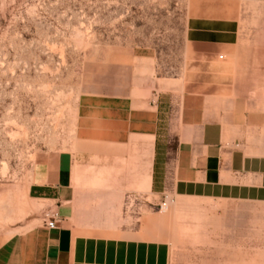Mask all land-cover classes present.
<instances>
[{"label": "rangeland", "instance_id": "obj_1", "mask_svg": "<svg viewBox=\"0 0 264 264\" xmlns=\"http://www.w3.org/2000/svg\"><path fill=\"white\" fill-rule=\"evenodd\" d=\"M233 64L239 80L250 75L258 85L245 92L244 111L263 112L264 0H0V241L41 224L49 205L29 214L26 201L35 165L62 155L72 165L112 163L115 155L71 152L81 115L117 110L137 95L169 96L175 110L184 93H200L208 120L227 122ZM262 134L250 130L246 143ZM69 192L66 227L93 226L71 183ZM120 196L122 232H139L142 205L154 209L144 226L171 217L167 229L151 224L140 234L167 244L169 264H264L262 203L184 199L169 189L148 202L132 190Z\"/></svg>", "mask_w": 264, "mask_h": 264}, {"label": "crops", "instance_id": "obj_2", "mask_svg": "<svg viewBox=\"0 0 264 264\" xmlns=\"http://www.w3.org/2000/svg\"><path fill=\"white\" fill-rule=\"evenodd\" d=\"M238 71L233 64L235 108L227 122L208 120V98L200 93H184L175 110L169 96L148 101L137 95L122 100L117 110L103 107L95 116L81 115V140L71 152L115 155L112 163L72 165V156L62 155L35 165L26 189L29 214L46 205L45 210L54 207L56 229H47L41 218L40 226L0 241V264H169L167 244L140 237L153 227L165 230L155 223L157 217L145 218L150 226H144L143 217L152 215L153 208L139 206L138 233L118 229L114 215L124 190L134 191L145 202L146 196H162L169 189L184 199L264 204V111H244L245 92L257 84L250 75L239 80ZM250 130L263 133L252 144L246 143ZM91 133L102 134L104 142L88 141ZM70 183L77 210H85L93 226L66 227ZM127 200L129 209L136 198L130 195Z\"/></svg>", "mask_w": 264, "mask_h": 264}, {"label": "built area", "instance_id": "obj_3", "mask_svg": "<svg viewBox=\"0 0 264 264\" xmlns=\"http://www.w3.org/2000/svg\"><path fill=\"white\" fill-rule=\"evenodd\" d=\"M42 220L47 229L54 230L56 229L58 214L51 209H47L42 213Z\"/></svg>", "mask_w": 264, "mask_h": 264}, {"label": "bare ground", "instance_id": "obj_4", "mask_svg": "<svg viewBox=\"0 0 264 264\" xmlns=\"http://www.w3.org/2000/svg\"><path fill=\"white\" fill-rule=\"evenodd\" d=\"M168 210H169V208L166 205H163L161 214H164L163 216L167 215L168 214ZM169 218L171 219V217H157L155 223L157 225L159 224V227H162V228L164 227L165 229H167V224H168L167 221H168Z\"/></svg>", "mask_w": 264, "mask_h": 264}]
</instances>
